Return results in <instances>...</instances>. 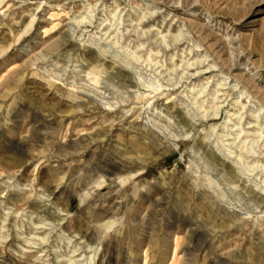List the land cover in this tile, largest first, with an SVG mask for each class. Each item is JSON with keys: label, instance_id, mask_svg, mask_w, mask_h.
Listing matches in <instances>:
<instances>
[{"label": "rangeland", "instance_id": "1", "mask_svg": "<svg viewBox=\"0 0 264 264\" xmlns=\"http://www.w3.org/2000/svg\"><path fill=\"white\" fill-rule=\"evenodd\" d=\"M0 264H264V0H0Z\"/></svg>", "mask_w": 264, "mask_h": 264}]
</instances>
